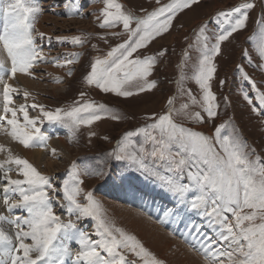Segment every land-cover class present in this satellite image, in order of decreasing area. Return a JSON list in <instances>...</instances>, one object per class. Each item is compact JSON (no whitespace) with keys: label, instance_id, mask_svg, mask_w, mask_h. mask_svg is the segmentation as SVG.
Returning <instances> with one entry per match:
<instances>
[{"label":"snow or ice","instance_id":"6c2138e0","mask_svg":"<svg viewBox=\"0 0 264 264\" xmlns=\"http://www.w3.org/2000/svg\"><path fill=\"white\" fill-rule=\"evenodd\" d=\"M198 2L169 0L160 5V0H156L160 6L139 17L124 11L123 5L117 0H105L101 10L103 20L99 26L113 28L122 24L124 31L129 34L128 40L112 48L104 58L94 60L85 77L87 84L123 97L133 95L132 91L125 88V85L133 81L144 82L138 85V91L155 87V82H148L147 77L156 63V57L133 58V53L167 32L178 12ZM253 7L254 4L243 2L219 12L213 18L218 25L213 34L214 43L210 44L212 38L205 35L208 31L206 24L199 30L197 42L201 56L194 79L203 91L204 111L208 118L217 114L212 103L215 96L209 84L216 71L213 57L220 53L222 42L228 40L234 32L245 28L248 10ZM65 8H70L71 14L82 15L80 8L67 0ZM41 11L37 0H0V15L3 17L0 45L11 60L10 69L5 68L3 60H0L4 113L0 115V124L6 121L11 126L10 135L25 147L46 145L49 137L36 126L38 122L41 125L45 121L59 124L75 133L81 125H91L102 118L101 113L109 111L105 105H96L94 102L78 104L71 110L57 108L55 111H45L42 105L32 104L30 107L33 110L39 108L41 115L30 118L25 105H20L18 110L9 107L12 104L11 94L17 90L5 82V75L15 77L17 72L31 74L29 70L36 62L45 61L42 48L33 39L36 17ZM133 21L135 28L131 27ZM257 23L264 28V18ZM39 35L43 37L44 34ZM71 42L81 45L84 41L77 36L72 37ZM258 53L264 59V46L258 49ZM244 55H248L246 50ZM78 56V53L71 54L72 58H66L65 63H73ZM52 62L57 63L58 59L54 58ZM260 67L264 69V65ZM240 71L243 79L256 93L258 105H253V111L264 114V92L259 91L243 69ZM244 97L252 103L247 93ZM191 98L195 102V98ZM173 103V99L169 98L168 104L171 106ZM183 107L186 109L187 105ZM17 111L23 114V123L18 119ZM173 111L170 107L164 115L156 117L153 114L150 117L153 123L135 132L125 133L117 148L107 155L117 162L127 161L126 171L135 170L141 174L158 176V169L163 167L171 174L161 178L162 188L176 201L177 208L183 206L185 214L203 220V223H197L189 218L185 228L194 239L199 240L197 250L205 256L208 264H264V160L259 156L251 158L254 150L246 151L247 145L239 137L222 135L225 125L217 126L214 138L207 137L177 124L172 118ZM8 113H11L10 119ZM191 118L203 122L199 113L193 114ZM138 135L144 137V143L139 145L132 139ZM146 144L151 145L150 150ZM149 157L151 164L148 162ZM7 164L19 166L17 174L23 178L12 179L8 175L12 169L5 167ZM0 172L3 173L0 176V199L6 211L10 214L17 210L26 213L14 217L0 213V264H134L127 260L121 250L134 254L143 264H163L134 235L109 223L102 216L100 204L92 192L84 194L86 203L77 199L83 192L80 187L83 181L80 180L81 173L75 164L61 184L66 203L59 207L65 209L67 215L75 216L76 221L93 219L95 223L92 234L80 228L72 219L67 223L61 221L53 211L54 205L48 194L49 189L53 193L57 191L52 178L42 175L27 160L16 157L0 161ZM96 174L104 176L105 172L101 170ZM118 178L121 184L131 186V175L122 171ZM14 195H18L19 199H14ZM171 215L178 213L174 209H166L165 216ZM4 223L13 225L15 231L10 234L3 227ZM205 227L214 230V237L204 232ZM93 235L97 239H92ZM27 240H31V243H26ZM72 240L79 247L74 253L68 245V241Z\"/></svg>","mask_w":264,"mask_h":264},{"label":"rangeland","instance_id":"374dc122","mask_svg":"<svg viewBox=\"0 0 264 264\" xmlns=\"http://www.w3.org/2000/svg\"><path fill=\"white\" fill-rule=\"evenodd\" d=\"M65 2L66 0H37L42 11L36 17L33 39L36 45L42 48L45 61L36 62L29 70L31 73L29 75L33 80V86L30 88L37 86L33 79L35 73L44 75V78L41 77L43 80L41 83L45 84L40 85L39 91L33 90L27 96L17 94L16 100L20 103L15 105V109L18 110L20 105H25L28 108V114L37 113L34 116L30 114V118L40 116L39 108L33 110L29 105L30 103L24 104L23 98L29 97L33 104H41L45 111H55L57 108L71 110L78 104L85 102H94L96 105L103 104L109 111L101 113L102 118L93 124L81 125L75 133L59 124H50L45 121L41 125L38 122L36 126L39 127L40 125L45 135L50 134L46 145L24 146L25 150L34 148L43 152L45 156L46 161L44 160L42 164L34 161H29V163L42 175L52 178V183L57 191L53 193L49 189L48 194L54 205V213L65 223L72 219L89 234L94 232L95 221L93 219L87 218L76 221L75 216L67 215L66 210L59 207L60 204L66 203L62 196L61 184L75 164L81 173L80 180L83 181L80 184L83 192L77 197L81 203H86L83 199L84 194L92 192L100 204L102 216L109 223L125 231L124 226L115 222L114 216L111 217V209L109 210L107 204L124 205L123 201L126 197L129 204L134 206L131 207L132 210H135L142 218L150 220L148 222L150 228H153L152 231L155 232L158 229L157 231L169 236L175 242L172 245L175 248H171L173 251L176 252L180 246L179 249L182 253L191 255L199 264H208L205 256L197 250L199 240L194 239L185 228V223L189 218L196 220L197 223H203V220L192 214H185L183 206L177 208L176 201L162 188L161 178L171 174L167 173L163 167L158 169V176L141 174L135 170L126 171L127 161L117 162L107 154L117 148L125 133L135 132L153 123L154 120L150 119L153 114L159 117L166 114L171 107L174 109L172 118L177 124L212 138L215 136L217 126L225 125L222 129V135L239 137L241 141L246 143V151L252 152L254 150V155L251 158L254 159L255 156H259L264 160V114H257L253 111V105H258L256 93L251 85L243 79L240 71L243 69V72L247 73L255 82L259 91L264 92V69L260 67L264 65V59H261L258 53V49L264 46V28L259 27L257 23L264 18V0H199L198 3L178 12L167 32L157 36L146 47L133 53V58L156 57V63L151 74L147 77L148 82H155V87L138 91V85H142L144 82L133 81L125 85L127 90L133 92V95L128 97L119 96L113 92H103L95 85L87 84L85 77L90 72V66L96 58H104L112 48L128 40L129 34L124 31L122 24L113 28H101L99 26L103 20L101 10L105 6V0H67L68 3L77 5L82 11V15L71 14V9L65 8ZM117 2L123 5L124 11L143 17L147 12L168 3L169 0H160V5L156 3V0H117ZM243 2L254 4V7L248 10L245 28L234 32L228 40L222 42L220 53L213 57V65L216 71L209 84L210 90L215 96L212 103L217 114L208 118L204 111L203 91L194 79V72L201 56L197 36L201 26L206 24L208 31L205 35L212 38L210 44L214 43L213 34L218 25L213 18L219 12L229 10ZM63 21L66 23H68L67 21L79 22L65 25ZM59 25L67 27H63L65 28L64 31H59ZM135 26V21H133L131 27L135 28ZM49 28L52 30L47 31L46 29ZM2 32L3 17L0 15V33ZM40 33L44 34L43 37L39 35ZM113 33H119V35H113ZM77 36L84 41L83 44L75 45L71 42V38ZM60 41L64 42L61 43ZM245 50L248 53L247 57L244 55ZM161 52L163 55H160ZM185 52L188 53L187 56L184 55ZM77 53L79 54L78 59L70 64L65 63L66 58H72L71 54ZM0 55L5 68L10 69L11 60L3 50L2 45H0ZM54 58L58 59L57 63L52 62ZM69 71H71V75H69ZM9 75L7 74L5 77L9 78ZM25 75L26 73L18 72L13 79L19 82L17 77L23 78ZM53 76L55 78H52ZM13 79L11 78L12 82L9 81L8 84L11 85L14 82ZM221 81L224 83L221 84ZM21 85L24 88H29L26 85ZM44 86L47 89H43ZM189 91L191 97L195 98V102L189 96ZM0 92L3 98L2 88ZM17 92L22 93L21 90ZM81 93L84 95L81 96ZM245 93L252 98L251 104L245 99ZM169 98L174 101L171 106L168 104ZM184 105H187L186 109L183 107ZM9 107L11 106L9 105ZM17 112L19 113L17 114L18 119L23 123V114ZM195 113H199L203 117V122L191 118ZM1 114L4 115L3 111ZM113 116L117 118L114 119ZM8 118L10 119L11 116ZM2 125L6 126V121L0 124V128ZM7 127L10 128L11 126L7 125ZM3 131L0 129V135H3ZM54 138L64 140V145L69 150L67 158L59 155V151H53L51 142ZM132 139L137 145L144 143L143 135L135 136ZM11 140L18 141L14 138ZM145 146L149 150L151 149L150 144ZM15 157L24 159L21 158V155ZM6 160L8 159H5L0 152V161ZM45 162L52 163L53 167L50 171L47 170ZM148 162L151 164L150 157ZM13 165L15 164L5 165V167L12 169L8 175L12 179H22L23 177L16 173L18 172V169L15 168L17 165ZM101 170L105 172L104 176L96 174ZM122 171L124 174L133 177L131 186L127 183L121 184L118 177ZM0 176H2V172H0ZM0 189L2 190V186ZM13 198L19 199V196L14 195ZM166 209H174L178 215L165 216ZM0 213L12 217L26 215L25 212L19 210L11 214L8 213L2 199H0ZM179 216L184 218L180 219ZM3 227L10 234L15 231L14 226L10 224L4 223ZM204 232L208 236L214 237L213 229L205 227ZM173 234L175 236L171 237L170 235ZM135 237L144 245L143 238ZM92 239H97V237L93 235ZM25 242L31 243V240ZM68 245L73 253L79 250L78 244L74 240L68 241ZM144 247L148 249L145 245ZM148 250L158 260L163 261V264H172L165 259L170 254L167 252H171V250H162L160 247L156 252L150 248ZM121 251L124 252L127 260L134 262V264H143V261L134 254L127 250Z\"/></svg>","mask_w":264,"mask_h":264},{"label":"bare ground","instance_id":"6f19581e","mask_svg":"<svg viewBox=\"0 0 264 264\" xmlns=\"http://www.w3.org/2000/svg\"><path fill=\"white\" fill-rule=\"evenodd\" d=\"M42 21V20H41ZM40 21V22H41ZM61 21V20H60ZM68 23L64 22L63 23L65 25H69V24H76L77 22L79 21H67ZM44 25V24H43ZM57 25V23H56ZM35 26V25H34ZM63 27H67V26H64V25H59V31H64L65 28ZM45 29V27H44ZM64 29V30H63ZM47 31H50L52 30L51 28L49 29H46ZM35 34V33H34ZM39 37V36H38ZM43 41V40H42ZM104 45V44H102ZM46 52V51H45ZM3 59V58H2ZM0 60H1V55H0ZM55 66V65H54ZM51 68V67H50ZM54 69V67H53ZM46 70V69H45ZM42 71V70H41ZM18 73V72H17ZM16 73V75H17ZM60 73V72H58ZM52 74V73H51ZM15 75V76H16ZM7 76V74H6ZM10 77L7 78L5 77L4 80L6 83H9V81H11L10 79L13 77L11 75H9ZM44 75L42 74H39V73H35L34 76H33V79H34V82L35 84L37 85L36 87H32L30 88L31 86H33V80L31 78V76L29 74H26L23 78H18V81L23 84V85H26L27 87L29 88H24L19 82L15 81L14 79V82L11 84L17 91L20 92V90L22 91L21 94H19L17 91L12 93V104H10L11 108H16L15 105L19 104L20 101L16 100V96L17 94L18 95H24L25 92L27 93H30L31 91L35 90V91H39V88H40V85H43L45 83H41L42 78ZM20 77V76H19ZM44 78V77H43ZM52 78H55L54 76ZM32 80V81H30ZM45 80V79H44ZM50 81V80H49ZM12 82V81H11ZM1 88H3V85L0 84V90ZM42 88V86H41ZM93 88V87H92ZM43 89H47V87H43ZM92 90V89H91ZM1 94V92H0ZM93 94V93H92ZM1 96V95H0ZM2 96L0 97V106H1V112L3 111L2 110V101H3V98ZM23 101H24V104L25 103H30L29 105H32V99L31 98H23ZM35 104V103H34ZM38 104V103H37ZM36 104V105H37ZM13 105V106H12ZM41 105V104H40ZM0 112V114H1ZM39 112V111H38ZM9 115L8 116H11V113H8ZM17 114H19L17 112ZM30 114H33L36 115L37 113L36 112H32V113H29ZM2 115V114H1ZM31 116V115H30ZM37 117V116H36ZM32 118V117H31ZM45 123V122H44ZM5 124V123H4ZM40 127V125H39ZM0 129H3V135L1 134V136H3L1 139H0V152H2V156L5 158V159H10V158H14L15 156L17 155H21L22 157L21 158H24L25 160H27L28 162L29 161H34L35 163H41L46 159H45V156L43 155V152L41 151H38V150H35L34 148H31V150H25L24 149V145L21 144L19 141H14V140H11V138H13L11 135H10V132H11V127L8 128L7 127V123H6V126L5 125H2ZM52 129V128H50ZM47 131V130H46ZM49 131V130H48ZM54 135V134H53ZM48 137H50V134L46 135ZM57 136V134H56ZM51 140V138H50ZM64 140L62 139H58L57 138L53 139L52 142H51V146L54 150H57L59 151V155L61 156H69V150H67V147H65L64 145ZM50 142V141H49ZM66 143V142H65ZM29 151V152H27ZM49 154V153H48ZM16 158V157H15ZM54 158V156H53ZM2 159V158H1ZM3 160V159H2ZM32 163V162H31ZM94 163V162H93ZM46 164V168L48 171H50V169L53 167L52 166V163H47L45 162ZM15 166V165H13ZM39 166V165H38ZM40 167V166H39ZM16 169L19 168V166H15ZM14 171V170H13ZM17 173V172H16ZM3 175V173H2ZM12 175V174H11ZM87 176V175H86ZM0 192H2V190L0 189ZM127 192V191H126ZM128 193V192H127ZM140 193V192H138ZM114 194V193H113ZM144 194V193H143ZM129 195V194H128ZM131 195V194H130ZM145 195V194H144ZM138 197V196H137ZM147 199V198H146ZM147 201V200H146ZM134 202V201H132ZM142 202V201H141ZM123 203H125L124 205H116V204H107L109 207V210L111 209V217H115V222L121 224L122 226H124L125 228V232L130 234V235H135L137 237H139L140 239L143 238L145 243L144 245L149 249H151L152 251L156 252L158 250V248L160 247L162 250L164 249H169L171 250V252H167V253H170L167 255V257H165V259L168 260V262L172 263V264H199V262H197L191 255H188V254H185V253H182L181 250L179 248H177L176 252L173 251L172 249H174L172 247V245H174V241H172L170 239L169 236H166L165 234L163 233H160L159 231H152L153 228H150L149 226V222L147 218H142L135 210H132L131 207H134V206H131L129 204V202L127 201L126 197L123 201ZM127 206V207H126ZM130 207V208H129ZM108 215V214H107ZM150 221V220H149ZM171 237H174L175 234L173 235H170ZM176 246V245H175ZM177 247V246H176ZM155 248V249H154ZM172 248V249H171ZM194 255V254H193ZM164 262H166L164 260ZM203 264V263H201Z\"/></svg>","mask_w":264,"mask_h":264}]
</instances>
